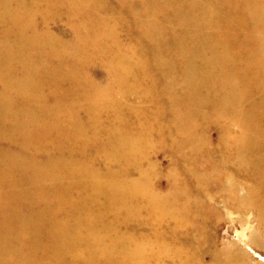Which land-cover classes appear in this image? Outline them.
Returning <instances> with one entry per match:
<instances>
[{"label": "bare ground", "instance_id": "bare-ground-1", "mask_svg": "<svg viewBox=\"0 0 264 264\" xmlns=\"http://www.w3.org/2000/svg\"><path fill=\"white\" fill-rule=\"evenodd\" d=\"M118 1L128 14L138 16L135 25L143 33L157 39L148 45L156 66L153 73L146 72L143 81L147 85H143L139 68L144 62L138 61L133 85L141 106L111 104L112 118L103 129L94 118L101 109L94 97L104 89L89 83L80 70L90 57L87 53L98 55L101 47L107 48L111 31L100 30L99 17L89 16L92 9L85 2L64 6L63 0H0V195L12 201L11 206L0 207V264H125L140 251L142 246L126 247L119 242L115 222L125 219L138 199L141 203L145 198L141 194L147 176L141 168L146 160L140 162L145 158L143 143L135 142L130 128L144 135L141 128L154 121L144 109L154 101L149 95L159 89L158 84L165 96L174 93L172 110L184 111L183 118L175 121L178 131L188 129L193 144L196 139L190 129L199 121L209 116L224 121L221 125L228 139L236 136L233 166L251 170L260 183L257 191L264 189L262 156L256 155L263 135L260 118L264 117V0H137V5L132 4L135 0ZM53 2L63 3L67 14L78 22L79 31L70 47L56 44L47 29L33 27L37 17L47 23L57 8ZM97 28L99 41L94 33ZM165 33L172 37L170 45L162 39ZM105 58L107 64L117 66L112 76L127 82L131 71L123 69L125 58ZM46 88L59 96L45 99ZM251 88L262 104L249 101ZM123 93V89L117 91L118 96ZM179 99H184L183 105ZM118 112H128L129 119L116 130ZM64 127L74 132L68 135ZM3 143L16 150L4 148ZM91 145L106 161L115 160L120 169L113 172L105 166L99 173L89 167V159H83L88 163L79 161ZM127 166L138 171L139 179L119 182L118 176L127 177ZM45 181L53 185L37 189ZM82 185L86 196L72 197ZM253 196L257 198L256 193ZM153 200L150 204L160 213L167 211L161 208L163 201ZM92 204L99 207L93 209Z\"/></svg>", "mask_w": 264, "mask_h": 264}, {"label": "rangeland", "instance_id": "rangeland-1", "mask_svg": "<svg viewBox=\"0 0 264 264\" xmlns=\"http://www.w3.org/2000/svg\"><path fill=\"white\" fill-rule=\"evenodd\" d=\"M26 1L35 2L36 0ZM63 1L64 6L75 2L74 0ZM138 1L135 0L132 4L137 5ZM83 2L87 4L88 9H92L89 16L94 15L99 17V23L102 24V26L99 25L101 27L100 30L108 29L113 34L109 45L106 43L107 48L105 46L101 47L102 52L98 50V55H93L95 52L87 53L90 56L88 57L90 61L88 59L84 60L81 66L82 71L80 70L81 75L89 83L97 88L104 89L101 93L97 94V97H94L95 102L97 104L100 103L99 106L101 108L100 110H96L94 118L97 125L105 129L112 118V112L109 109L111 104H117L116 107L119 104H122L124 107L127 104L141 106L139 105L141 104L139 100L141 98L137 94L135 84L133 85L135 83L133 75L137 73L139 68L137 64L141 60L144 62V66L139 68V73L142 76L141 84L144 82L143 85H147L143 81V77L147 76L146 72L149 74L150 72L153 73L156 66L154 52L153 56H149L148 45L150 41L153 42L157 39L151 38L152 35L149 36L146 32L143 33L142 29H139L135 25L137 24L136 19L138 16L136 14H128L126 6L120 1L78 0L75 3L80 5ZM63 3L53 2L52 5L57 8H53V13L46 21L47 23L44 24L41 18L37 17L33 23V27H39L40 31L47 29L51 37L56 40V44L70 47L73 45L74 36L79 31V27L76 19L71 18L67 14V9L63 8ZM154 20H157V18H154ZM94 33H98L96 40L99 41L98 35L101 32L98 29ZM171 38L169 33H165L162 39L167 41L166 44H169L172 42ZM241 40L242 37L240 36ZM150 49L152 50V48ZM45 54L41 52V56H45ZM117 56L125 58L124 63H122L123 69L127 72L131 71L127 73L128 80L125 83H120L112 76V72L117 71V66H111L105 61V57ZM243 56H245L244 53ZM176 69L178 71V67ZM161 86V84H158L156 88L159 89L152 92V94L150 93L149 98L154 101H152V104L148 108L144 109L149 119L154 120L150 122L152 124L148 128L146 126L145 128H143L144 126L141 128L144 135H141L137 131L138 129L132 130V127L130 128L131 137L133 136L132 138H134L135 142L138 144L143 143V155H145V158L143 157L140 162L142 163V160H146L142 163L141 168L146 172L147 176L142 184L144 187L143 191H141V194L145 195V198L142 199L141 203L140 199H138L139 203L138 201L136 202L138 204L129 210V214L125 219H119L115 222L116 233L120 237V243L126 247L132 246V248L142 246L139 249L140 251L132 256V259L128 257L125 264H183L184 261V264H264V189L257 191L260 183L255 179L256 177L251 170L240 171V169L233 166L232 157H235L233 153L236 150L233 140L236 136L232 135L228 139V135L225 134V128L221 125L224 121H218L209 116L202 120V122L199 121L198 126H193L190 129L193 139H196L193 144L190 140L191 136L189 137V134H187L189 130L186 129L183 131V134L177 128L179 122L177 121L178 124L175 122L177 119L183 118V116H180L181 113L184 114L183 109L172 110L173 105L170 104V101L174 93L165 96L162 94V90H160ZM120 89L124 91L122 96L117 95V91ZM127 89L130 91H126ZM201 91L203 93L204 90ZM55 93L46 88L44 90V97L50 100L53 97L59 96L58 93ZM248 94L249 101L253 104L259 105L263 103V100L258 97V92H256L255 88L249 89ZM65 99L68 102L67 99L69 98L65 97ZM183 101L184 99H179L181 105H183ZM125 114L120 115L118 112L117 115L119 117L117 116V120L114 123L116 130H118L117 128L121 126L123 121L129 119V115ZM121 116L122 119H120ZM260 121V131L263 132V135H261L262 139L259 142L261 148L256 155L258 156V153H260V157L262 156L261 163L264 168V117L260 118ZM185 125L189 124L185 123ZM156 128L159 130H156ZM194 130L195 132H193ZM64 132L70 135L74 130L70 133L64 127ZM150 134L152 137H150ZM147 135L152 140L151 144H148L150 140H147ZM8 144L3 143L4 148L11 151L16 150L14 146ZM98 147L100 146L98 145ZM95 149V146L93 147L92 145L87 147L84 150L85 154L83 153V158L81 156L82 159L79 161H83L84 163L89 162V167L99 173L104 170L105 166L107 169L109 167V169L112 168L113 172L120 167L115 160L106 161L105 157L100 153H96L97 150ZM83 159H89V161L87 162ZM91 159L93 162H91ZM128 167H125L126 171L124 169L126 178L115 176V179L117 177L116 180L119 182L127 180H133L134 182L138 180V171L132 166L129 169ZM121 169L123 168L121 167ZM148 171L149 174H147ZM46 182L48 181L39 183L37 189L53 185L50 181L48 184H45ZM77 188L72 197L86 196V191H84L86 189L83 188V185ZM82 191L84 192L82 193ZM253 193L257 194V198L253 196ZM153 199L163 201L162 207H160L163 209V212L164 210L167 211L160 213L157 210L158 207L150 204ZM246 200L248 201L246 202ZM11 205L12 201L10 199L0 195L1 208ZM98 207L99 204L91 205L93 209H97ZM261 207L262 210L260 209ZM118 218L122 217L118 216ZM107 220L110 221L111 218ZM178 227L179 230L177 229ZM216 258L217 260H215ZM230 258L233 259H231L233 262H231Z\"/></svg>", "mask_w": 264, "mask_h": 264}]
</instances>
